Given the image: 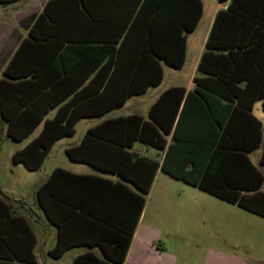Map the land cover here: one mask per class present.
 Listing matches in <instances>:
<instances>
[{
    "label": "trees",
    "instance_id": "obj_1",
    "mask_svg": "<svg viewBox=\"0 0 264 264\" xmlns=\"http://www.w3.org/2000/svg\"><path fill=\"white\" fill-rule=\"evenodd\" d=\"M116 2L105 0L108 11L117 12L103 14L86 0H50L30 22L28 37L0 80V121L8 123L7 137L16 142L44 126L13 155L14 164L39 170L59 140L75 135L81 119L103 117L161 85L162 61L184 67L187 35L202 20V0H123L121 8ZM198 72L194 91H167L152 106L150 120L140 115L105 120L66 150L72 161L121 180L53 171L37 191L40 206L59 228L53 257L77 245H96L103 258L87 253L73 264L125 262L160 168L130 152L138 142L167 150L161 170L173 178L264 217V175L248 156L262 145L264 166V126L252 114L257 102L264 110V0H230L218 12ZM174 92L180 100L172 112L162 102ZM53 110L54 118L47 119ZM240 114L257 127V141L228 150L225 140ZM86 225L98 235L96 242L78 237Z\"/></svg>",
    "mask_w": 264,
    "mask_h": 264
},
{
    "label": "crops",
    "instance_id": "obj_2",
    "mask_svg": "<svg viewBox=\"0 0 264 264\" xmlns=\"http://www.w3.org/2000/svg\"><path fill=\"white\" fill-rule=\"evenodd\" d=\"M49 1L50 0H18L13 3L0 2V80L5 78V70L9 66L22 42L28 37L29 28L32 25V23L30 22H32V19L34 17L40 15L45 10V7ZM104 1L105 0H86V4L92 11L96 13L110 14L117 12L116 7L108 11V6L104 4ZM202 2L203 20L205 14V3L203 0ZM116 4L121 8V6L123 5V0H117ZM222 4L223 6L220 5L216 7L212 15L208 33L205 38V45L218 12L221 10H227L230 4V0ZM193 33H189L187 35V52L185 65L189 57L190 34ZM204 51L205 47L204 49L202 48L197 55V73H199L198 65ZM161 64L163 68V81L161 85L157 87H150L144 94L130 97L124 106L112 110L103 117L81 119L76 124V128L82 123H87L84 134L76 143H69L65 148V152L68 148L80 145L87 132L90 129L97 127L105 120L127 117L131 115H140L146 120H150L149 114L152 106L159 99H161L163 94H165L167 91L174 88H184L187 94L194 91L195 78L198 76L197 73L196 75H193L192 84L188 87H186L185 85L164 86L166 73L167 71H169L167 69L183 70L185 65L182 69H176L172 66L167 65L164 61H162ZM53 65L56 68L60 69L58 60H54ZM174 93L175 94H170L162 102V105L170 107L172 112H174L175 108L177 107V103L180 100V94H177L178 92ZM185 98L186 97L182 99L177 118L182 111ZM135 99L137 100V103L134 104V113L126 116H115L117 110L123 109L132 100ZM143 104L145 105L144 107H142ZM56 111L57 110L51 111L47 116V119L54 118ZM252 114L264 126V110L262 101L257 102L254 105ZM224 122L226 123V121ZM0 125L2 127L4 135L7 136L8 123L0 121ZM43 126L44 123H42L39 127H42L43 129ZM261 132L263 135V128H261ZM257 136V127L253 126V124L250 125L248 116H246L245 114H240V116H238V118H236V120L232 122L230 137L226 138L225 147L228 150H240L245 146H251L253 143H255L257 141ZM30 137L31 136H29L22 142H25ZM72 137H65L59 140L54 145V147L63 140ZM7 138L10 139L9 137ZM168 140L170 143L172 141V136H170ZM31 141H28L20 149H16L12 154V160L13 155L17 151L25 148ZM54 147L52 148L49 155L52 153ZM166 151L167 150L161 151L139 142L136 143L132 149H130V152L135 154L137 157L148 158L154 162L159 163L160 168L157 171L151 191L146 196L145 207L143 209L135 234L132 238L126 260L123 264H253L255 262H258V264H264V260H262V258L260 259L258 257L259 259H252L251 257H237L235 255H232L231 251H229L228 248L216 246V239L226 238L225 232L223 230H218L217 235L216 232L214 234L209 233L207 235H201L199 234V232L192 230L193 223L196 222L199 218H203L205 216L202 215L201 207L199 203H197V201H185L181 200L180 197L177 198V190H180V192H185L189 195H195V193H197L195 192V190L207 195L210 194L200 190L197 187L189 185L182 180L173 178L169 174L163 172L161 170V166L164 162ZM262 155L263 146L261 145L260 148L251 152L248 156L252 164L264 175V166L261 164ZM254 156H256L255 159ZM69 160L75 164L87 165L100 174L83 171V169L79 168V166H75L74 169L55 167L38 185L36 196L38 189L50 178L53 171L57 168H62L71 173L79 175L98 176L110 179L114 182H118L121 180L117 175L106 174L92 167L91 165L81 162H75L70 158ZM43 166L37 171H40ZM180 183H183L181 185L186 186H180ZM263 187L264 183L260 189V192L264 193ZM191 188L195 190H191ZM210 196L222 201L223 203H227L228 205L237 207L264 219V217L245 210L237 205L223 201L213 195ZM37 207L38 213L30 210L25 202L11 199L7 195L3 194L0 189V238L3 240V244L0 245V257L7 259V261H2L5 262L4 264H73L76 258L87 253H93L96 256L103 258L101 249L96 245H77L66 251L62 257H53L51 253L58 243L59 228L49 219L46 211L40 206L38 197ZM84 229V233L79 235L78 237L84 240H89L90 242H96L98 239V235L96 233L94 234L90 230H87V225L86 227H84ZM262 235L263 234L260 233V236ZM259 238L263 239V237ZM198 239H204L207 241H205L204 245H200ZM247 254L248 253H246V255ZM11 258H14V260L12 261Z\"/></svg>",
    "mask_w": 264,
    "mask_h": 264
},
{
    "label": "rangeland",
    "instance_id": "obj_3",
    "mask_svg": "<svg viewBox=\"0 0 264 264\" xmlns=\"http://www.w3.org/2000/svg\"><path fill=\"white\" fill-rule=\"evenodd\" d=\"M205 3V14L198 29L190 34L189 57L183 70L167 69L164 86L192 84V77L196 75V59L199 51L205 47V38L208 33L212 15L217 6H223L219 0H203ZM171 70V71H170ZM199 75V73H197ZM147 98V97H146ZM132 100L126 107L116 111L115 116H126L135 112ZM145 105L143 104L142 107ZM87 123H82L76 128V135L58 143L47 158L45 165L40 171H28L23 165H15L12 154L16 149L23 147L28 141L37 137L42 129L39 127L31 137L22 143L13 142L4 135L0 125V189L3 194L11 199L23 201L28 208L38 213L36 190L46 175L55 167L74 169L75 166L90 173L100 174L91 167L83 164L72 163L66 155L65 148L69 143H76L84 134ZM256 156H254V159ZM180 186H186L181 185ZM190 188V187H184ZM191 190H195L192 189ZM264 190V187H263ZM195 195H189L177 190V198L185 201H197L201 207L203 218L193 223L192 230L201 235L214 234L218 230L225 232V239H216L215 245L228 248L232 255L237 257L262 258L264 260V219L247 211L223 203L210 195L195 190ZM199 192V193H198ZM202 194V195H196ZM215 203V204H213ZM260 233L263 234L260 236ZM263 237V239L259 238ZM197 241V240H196ZM200 245H204V239H198ZM246 253H248L246 255ZM246 256H245V255ZM258 258V259H259ZM253 264H258L255 262Z\"/></svg>",
    "mask_w": 264,
    "mask_h": 264
}]
</instances>
